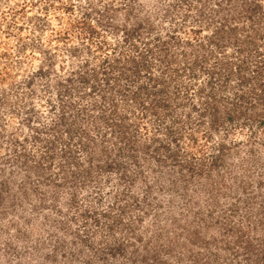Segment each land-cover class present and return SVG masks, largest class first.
<instances>
[{
	"label": "rangeland",
	"instance_id": "374dc122",
	"mask_svg": "<svg viewBox=\"0 0 264 264\" xmlns=\"http://www.w3.org/2000/svg\"><path fill=\"white\" fill-rule=\"evenodd\" d=\"M255 30L264 0H0V264H194L192 230L225 220L255 241L240 264H262L264 123L251 106L199 115L211 92L223 111L238 92L259 102ZM65 101V122L35 137Z\"/></svg>",
	"mask_w": 264,
	"mask_h": 264
},
{
	"label": "trees",
	"instance_id": "16d2710c",
	"mask_svg": "<svg viewBox=\"0 0 264 264\" xmlns=\"http://www.w3.org/2000/svg\"><path fill=\"white\" fill-rule=\"evenodd\" d=\"M234 2V1H233ZM255 6H257L258 4H254ZM248 6L246 7V10L248 9H252L253 7L255 8V6ZM221 8V6H220ZM245 14L244 10L241 11V14ZM250 14V13H249ZM249 14L247 13L246 18H250L251 16H249ZM227 20V19H226ZM224 25V23H223ZM224 28V26H222ZM229 30L230 32H236L237 31V26L236 24H233L231 26H229ZM227 28V27H226ZM256 36L257 37H264L263 31L261 33H259V31L257 32V30H255ZM249 34H246V36H248ZM255 36V37H256ZM250 37V36H249ZM256 37V39H257ZM250 41H254L255 40H250ZM199 44H202V41H198ZM255 48L257 49L258 47V43H254ZM244 51V50H243ZM259 55V54H258ZM255 56V58H253V60H251V65H253L252 67V71L254 75H250L249 77H253L255 76L256 73H254V71H256L258 73L257 76H259V74H262L264 76V56H260V57ZM238 64V63H237ZM143 66H145L146 68H148V64H143ZM238 66H241L240 64H238ZM139 68H135L134 70H131V73H135V72H139L138 70ZM239 72L242 73V76L245 75L244 71L242 70V68L240 67ZM106 73V72H105ZM74 77L77 78L76 80L79 82L81 80H86L88 79L85 72L80 70V71H74ZM93 76H96V72H92ZM116 77V75L114 76ZM149 78H153L156 80V82L158 81V76H154L153 74H149ZM73 76L72 75H68L65 78V81L67 80H72ZM247 79V77H246ZM246 79H244L246 81ZM105 80L107 82V84H110V79H109V75L106 74ZM59 83H61L62 81H58ZM99 85V84H98ZM68 89V88H67ZM254 89L252 91L253 94H255V98L259 99L258 103L256 101H252L251 98H248L244 92H238L236 93L237 95V99L236 102L233 103L230 106H225V110L223 111L222 108H220L218 106V100L216 99L218 95L212 94L213 92H211L210 95H212L213 101H210V96H207L206 102H205V106L202 108V110H200V114L199 115H203V113L209 112L210 116H211V120H212V124L213 125H218L221 124L223 122H225V120H230L234 117V113L238 112L237 114H246V111L248 110L249 106H251V108H253V112L250 113L254 116V118H257L259 123H264V92L261 93L260 91L258 92L257 88H252ZM135 91V90H134ZM136 92H133V94ZM206 93V92H205ZM209 97V98H208ZM220 99L221 96H218ZM244 97H246L244 99ZM240 98H242L241 100H239ZM1 100V98H0ZM3 101V100H2ZM229 102V100H227ZM163 105L166 104V106H168V103L166 102H161ZM255 103H257L255 105ZM72 102L67 103V101L62 102L61 105V111L58 112V114L56 115V117L51 118V122H45L42 121L40 122L37 126L35 125L34 127L39 128L40 130H37V135L35 137H37L38 139H40V131L42 129H48V128H54L57 127L60 123H64L65 122V118H67L66 113L64 112L65 107H72ZM91 106L97 107V103L96 102H91L90 104ZM114 108V107H113ZM164 108V107H163ZM80 110H84L87 108H84V106L82 108H79ZM115 110V109H114ZM29 119V118H28ZM115 119V118H114ZM85 136H87L86 140L92 144V146L98 149V144L95 139H93L92 137H90L91 135L88 134L87 131L84 132ZM48 138V137H47ZM46 138V139H47ZM195 139V138H194ZM46 141H49L48 143L52 144L50 139H47ZM95 141V142H94ZM45 146H48L49 144L47 142ZM222 144V143H221ZM85 146V144L83 145ZM223 147V145H221V148ZM103 148V146L101 147ZM49 149V148H48ZM50 150V149H49ZM222 153V152H221ZM223 156L220 154H213L212 155V159H211V163L217 164L219 161H223ZM89 158H93L91 155L89 156ZM76 163V162H75ZM79 163V160L77 161V165ZM88 170H90L88 168ZM72 172H74L72 170ZM86 172V170L84 171V173ZM78 173V172H77ZM76 173V174H77ZM82 173V172H81ZM212 171L208 172V176H211ZM218 173V172H217ZM220 177L223 176V172H220ZM232 176V175H231ZM3 183V182H2ZM1 183V184H2ZM213 199H215V196H212ZM0 199H2V192H0ZM213 202H216V199L213 200ZM199 213L201 212V210H197ZM102 212H104L105 215H109L112 214L111 211H106V210H102ZM112 219H117L119 218L118 214L115 213V215H111ZM258 222H260V220L256 221L254 223V225L251 227L252 230L257 231L258 229ZM225 223L223 226H220V230H218L219 232H216L214 230H207L210 231L211 234H204L201 231V235H200V230L199 228L192 230V236H193V240L196 241L198 240L197 245H199L200 247L197 248L196 252H195V256L193 255L191 258L193 259L194 264H219L216 262V257L219 256L222 258V264H240V260H238L239 255H243L245 257H252L250 253L254 252V247H255V241H253L252 236H249V238H245V234H246V230L244 227H240V225L236 226V224L231 225V223H228L227 220H225ZM227 224L228 227H225ZM209 226V223L208 225ZM206 226V227H207ZM210 227V226H209ZM213 229V227H212ZM248 230V229H247ZM249 232V230H248ZM256 235V234H253ZM141 238V236L139 237ZM225 241H223V240ZM262 244L258 253L263 252L264 253V235H262V237L260 238ZM163 244V243H162ZM161 247H164V245ZM232 244H235V246H231ZM176 245V244H175ZM174 245V246H175ZM203 245V246H202ZM174 246H170L169 249H173ZM230 247H236L237 249L233 250L234 252H230ZM146 249H150V246H148L146 244L145 246ZM256 249V248H255ZM228 250V251H227ZM257 253V252H256ZM255 253V255H256ZM191 255H186V254H178L177 256V260H181L182 264H184V262L188 259L190 260ZM263 259H260L259 257L255 256V259L257 261H261L262 264H264V254L260 255ZM254 258V257H252ZM168 258L166 256H163L162 254H157L155 252H150V253H146V255H144L142 257L141 260L144 261L143 264H147V262H151L154 261V264H168L167 260ZM187 262V261H186ZM187 264H190V261H188Z\"/></svg>",
	"mask_w": 264,
	"mask_h": 264
}]
</instances>
